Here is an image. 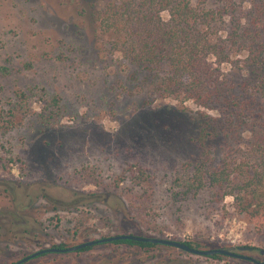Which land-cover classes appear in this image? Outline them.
I'll return each mask as SVG.
<instances>
[{"label": "rangeland", "instance_id": "rangeland-1", "mask_svg": "<svg viewBox=\"0 0 264 264\" xmlns=\"http://www.w3.org/2000/svg\"><path fill=\"white\" fill-rule=\"evenodd\" d=\"M106 1L0 0V112L19 124L0 134V264L35 249L116 234L191 242L202 250L253 247L242 254L264 261V232L237 214L232 196L222 204L207 193L175 198L176 173L196 152L198 111L214 112L157 91L130 94L119 87L130 68L97 21ZM191 1L201 13H219L209 32L222 42H229L232 19L248 4ZM161 16L169 21L167 11ZM54 98L60 99L58 113L46 121L50 109H44ZM131 165L150 179L142 185L152 209L142 216L127 198L106 190ZM58 258L81 264H254L161 245H103Z\"/></svg>", "mask_w": 264, "mask_h": 264}, {"label": "trees", "instance_id": "trees-1", "mask_svg": "<svg viewBox=\"0 0 264 264\" xmlns=\"http://www.w3.org/2000/svg\"><path fill=\"white\" fill-rule=\"evenodd\" d=\"M106 2L97 10V21L110 38L112 51L130 68L119 87L130 94L157 91L214 112L198 111L196 152L176 173L175 198L207 193L211 202L222 204L232 196L237 214L264 232V0H248L242 15L233 17L229 42L209 32L219 13H201L191 0ZM164 11L169 13L168 22L162 19ZM241 54L245 56L239 58ZM224 64L231 66L230 72L222 71ZM47 105L44 110L50 109V115L45 119L51 121L60 99ZM15 118L0 112V134L17 128ZM244 132L250 135L245 137ZM149 180L140 167L131 165L106 190L127 198L142 216L152 209L142 185ZM116 244L156 246L131 240Z\"/></svg>", "mask_w": 264, "mask_h": 264}, {"label": "water", "instance_id": "water-1", "mask_svg": "<svg viewBox=\"0 0 264 264\" xmlns=\"http://www.w3.org/2000/svg\"><path fill=\"white\" fill-rule=\"evenodd\" d=\"M123 240H131L135 242H142V243H152L156 245H164V246H170V247H175L177 249H180L184 252L191 253L194 255H200V256H212V255H223V256H228L232 258H238L241 260H246L250 261L254 264H264V261H259L258 259L248 256V255H243L241 253H237L236 251L239 252H244V251H251V249H246L245 247H240L239 249L236 247H230L228 249H209V250H202L199 249L198 247H192L187 245L184 242L176 241V240H171V239H160V238H153V237H147V236H139L135 234H122V235H117V236H112L100 240H94V241H89L85 242L82 244H79L74 247L66 248V249H58V248H52L49 250H44L39 253L33 254L24 260L20 261L17 264H21L22 262H25L29 259H32L40 254L46 253V252H74L79 249L85 248V247H90L94 246L100 243H109V242H115V241H123ZM262 254H264V251H262Z\"/></svg>", "mask_w": 264, "mask_h": 264}, {"label": "flooded vegetation", "instance_id": "flooded-vegetation-1", "mask_svg": "<svg viewBox=\"0 0 264 264\" xmlns=\"http://www.w3.org/2000/svg\"><path fill=\"white\" fill-rule=\"evenodd\" d=\"M84 230V229H83ZM79 234H82V232L80 231ZM74 236H77L76 233H73ZM117 235H122V234H116V235H104V236H99L97 237L96 239H92V240H84L82 241L81 243H77V244H74V245H64V244H59V245H56V246H51V247H46V248H40V249H35L32 253L28 254L27 256H24L22 257L21 259L13 262L12 264H17L19 263L20 261L24 260L25 258L33 255V254H36V253H39L41 251H44V250H49V249H52V248H58V249H66V248H70V247H74V246H77L79 244H82V243H85V242H89V241H94V240H100V239H104V238H108V237H112V236H117ZM140 236V235H139ZM155 238V237H153ZM116 242V241H115ZM114 244V242H109V243H100V244H97V245H94V246H90V247H85V248H82V249H79L77 251H74V252H46V253H43V254H40L32 259H29L25 262H22L21 264H81L80 262H77L75 263L74 261H71V262H65V261H58L59 260V256H62V255H69V254H80L82 252H85V251H88L86 250L87 248L90 249H93V248H96V247H101L103 245H105L106 248H110L112 249V245ZM156 245V244H154ZM161 246H164V245H161ZM190 246V245H189ZM131 247V246H130ZM160 247V245H156V246H148V247H139V249H158ZM167 247H170V246H167ZM193 247V246H192ZM241 246H238L236 248H240ZM245 247L246 249H254L253 247H246V246H243ZM102 249V248H100ZM219 249V248H217ZM224 249V248H223ZM228 249V248H226ZM237 253H243V252H239V251H236ZM244 252H250L249 250L247 251H244ZM191 254V253H190ZM244 255V254H243ZM206 257H209V256H206ZM56 258V260H55ZM235 259H238V258H235ZM260 261V260H259Z\"/></svg>", "mask_w": 264, "mask_h": 264}, {"label": "clouds", "instance_id": "clouds-1", "mask_svg": "<svg viewBox=\"0 0 264 264\" xmlns=\"http://www.w3.org/2000/svg\"><path fill=\"white\" fill-rule=\"evenodd\" d=\"M34 108H36V110L39 111V108H38L37 106L34 105ZM243 135H244L245 137H248V136L250 135V133H248V132H244Z\"/></svg>", "mask_w": 264, "mask_h": 264}]
</instances>
